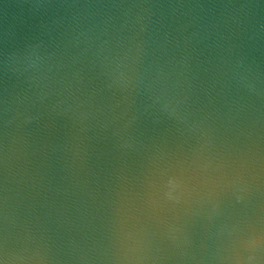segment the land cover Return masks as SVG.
I'll return each mask as SVG.
<instances>
[{
    "label": "water",
    "instance_id": "95a60500",
    "mask_svg": "<svg viewBox=\"0 0 264 264\" xmlns=\"http://www.w3.org/2000/svg\"><path fill=\"white\" fill-rule=\"evenodd\" d=\"M0 264H264V0H0Z\"/></svg>",
    "mask_w": 264,
    "mask_h": 264
}]
</instances>
